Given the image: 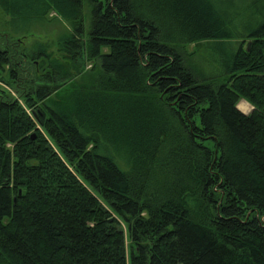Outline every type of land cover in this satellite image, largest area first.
<instances>
[{"label":"trees","instance_id":"1","mask_svg":"<svg viewBox=\"0 0 264 264\" xmlns=\"http://www.w3.org/2000/svg\"><path fill=\"white\" fill-rule=\"evenodd\" d=\"M263 110L264 0H0V264H264Z\"/></svg>","mask_w":264,"mask_h":264},{"label":"rangeland","instance_id":"2","mask_svg":"<svg viewBox=\"0 0 264 264\" xmlns=\"http://www.w3.org/2000/svg\"><path fill=\"white\" fill-rule=\"evenodd\" d=\"M67 31H69L68 23L57 17L54 13H50L47 16L46 22L35 25L31 32L24 35V43L28 47L35 44L50 45L51 50H54V43ZM234 49V45H224L219 49H213L212 44L207 42L184 46V50L189 57V66L195 72L207 76H220L223 73L221 67L223 55L227 52L230 53V51L233 52ZM91 65L87 64L85 70L89 71ZM61 96H64V94ZM237 108L246 115L253 110V107L244 100L238 102Z\"/></svg>","mask_w":264,"mask_h":264},{"label":"water","instance_id":"3","mask_svg":"<svg viewBox=\"0 0 264 264\" xmlns=\"http://www.w3.org/2000/svg\"><path fill=\"white\" fill-rule=\"evenodd\" d=\"M238 109V108H237ZM239 110V109H238ZM263 112H264V110H263ZM242 113V112H241Z\"/></svg>","mask_w":264,"mask_h":264},{"label":"crops","instance_id":"4","mask_svg":"<svg viewBox=\"0 0 264 264\" xmlns=\"http://www.w3.org/2000/svg\"><path fill=\"white\" fill-rule=\"evenodd\" d=\"M244 110V109H243ZM244 111H246V110H244Z\"/></svg>","mask_w":264,"mask_h":264}]
</instances>
